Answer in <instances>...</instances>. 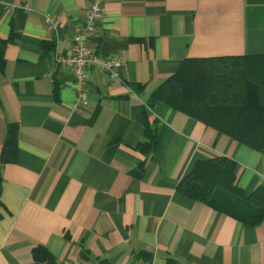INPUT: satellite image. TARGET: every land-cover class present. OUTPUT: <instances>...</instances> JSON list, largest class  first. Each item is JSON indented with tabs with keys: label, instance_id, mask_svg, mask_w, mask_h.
I'll return each mask as SVG.
<instances>
[{
	"label": "crops",
	"instance_id": "1",
	"mask_svg": "<svg viewBox=\"0 0 264 264\" xmlns=\"http://www.w3.org/2000/svg\"><path fill=\"white\" fill-rule=\"evenodd\" d=\"M86 5L0 0V154L10 125L17 140L0 160V264H38V247L58 264H264V221L244 225L177 191L196 162L223 156L245 196L264 187V151L244 145L264 130L233 116V137L146 105L188 59L241 58L239 73L264 90V0H107L96 50L124 65L118 81L93 68L83 104L53 56L69 54Z\"/></svg>",
	"mask_w": 264,
	"mask_h": 264
},
{
	"label": "trees",
	"instance_id": "2",
	"mask_svg": "<svg viewBox=\"0 0 264 264\" xmlns=\"http://www.w3.org/2000/svg\"><path fill=\"white\" fill-rule=\"evenodd\" d=\"M5 43L0 40V71L5 68ZM241 61V58L227 57L185 60L180 70L150 94L146 105L153 109L157 103H164L233 137H237L232 132L234 128L223 123L233 116L250 123L258 122L254 126L241 127L242 131L264 130V90L242 77L238 67ZM144 122L150 152L155 145V131L150 129L147 115ZM7 134L0 154L2 163L11 162L16 153V126L10 125ZM244 145L264 151V141H248ZM236 167L233 160L224 156L196 162L178 184L177 191L244 225L257 226L264 221V187H258L252 194L245 196L234 186ZM32 256L38 264H58L42 247L35 248Z\"/></svg>",
	"mask_w": 264,
	"mask_h": 264
},
{
	"label": "built area",
	"instance_id": "3",
	"mask_svg": "<svg viewBox=\"0 0 264 264\" xmlns=\"http://www.w3.org/2000/svg\"><path fill=\"white\" fill-rule=\"evenodd\" d=\"M83 26L73 37L69 47V54L59 52L53 56L54 66L61 70H68L74 78V89L78 101H87L88 77L93 68L113 81H118V72L124 65L121 57L105 58L96 50L95 37L97 26L104 17L107 0H86ZM47 24L55 28L52 18L46 19Z\"/></svg>",
	"mask_w": 264,
	"mask_h": 264
}]
</instances>
